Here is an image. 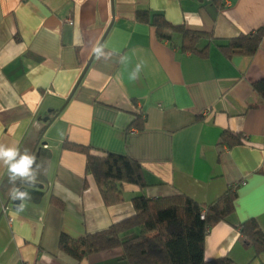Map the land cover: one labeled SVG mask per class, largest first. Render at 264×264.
<instances>
[{
  "label": "crops",
  "instance_id": "obj_1",
  "mask_svg": "<svg viewBox=\"0 0 264 264\" xmlns=\"http://www.w3.org/2000/svg\"><path fill=\"white\" fill-rule=\"evenodd\" d=\"M138 11L219 40L264 27V0H0V143L34 146L42 165L41 186L29 188L33 199L18 212L0 164V264H127L121 248L76 263L59 237L133 215L136 195L208 204L230 186L235 212L209 229L204 258L264 264L237 228L253 218L264 233V101L252 89L264 78V36L252 55L230 57L203 40L204 58L180 51L178 36L158 39ZM139 114L140 129L131 125ZM225 131L245 143H220ZM65 139L138 161L147 186L125 183L121 201L105 205L84 155L62 149Z\"/></svg>",
  "mask_w": 264,
  "mask_h": 264
},
{
  "label": "trees",
  "instance_id": "obj_2",
  "mask_svg": "<svg viewBox=\"0 0 264 264\" xmlns=\"http://www.w3.org/2000/svg\"><path fill=\"white\" fill-rule=\"evenodd\" d=\"M136 18L153 26L158 39L175 42L173 38L178 36L180 51L204 58L208 54L209 43L200 47L203 40L215 43L222 55L230 57L234 54L252 55L264 36V27H260L249 34L219 40L210 32L172 24L161 13L138 11ZM252 89L264 101V78L253 82ZM251 107H256V104ZM140 115L131 124L139 129L142 128ZM220 143L232 147L245 143V138L242 134L225 131L221 134ZM61 147L84 155L85 173L94 179L105 205L121 201L125 183L140 189L147 186L143 166L129 156L94 151L90 146L67 139ZM236 198L235 186L228 187L208 204L196 202L180 193L156 198L136 195L132 198L133 215L78 239L62 233L58 246L76 263L91 253L121 248L122 258L127 264H230L231 260L225 256L206 260L204 241L213 225L228 221L235 212ZM52 201L59 202L54 197ZM237 228L244 247H252L256 254L264 252V233L253 218L240 222Z\"/></svg>",
  "mask_w": 264,
  "mask_h": 264
},
{
  "label": "clouds",
  "instance_id": "obj_3",
  "mask_svg": "<svg viewBox=\"0 0 264 264\" xmlns=\"http://www.w3.org/2000/svg\"><path fill=\"white\" fill-rule=\"evenodd\" d=\"M103 49L104 45L97 43L93 48L92 55L99 59L100 54L103 53ZM126 61L127 57H124L121 62L124 63ZM129 78L133 81L137 79L135 75H131ZM37 161L38 157L28 148L21 150L18 147L0 143V164L7 169V194L12 201H19L16 204L18 212L24 210L25 201L33 199L29 188L38 180L41 174L38 170L42 166ZM34 164L35 168H33Z\"/></svg>",
  "mask_w": 264,
  "mask_h": 264
},
{
  "label": "water",
  "instance_id": "obj_4",
  "mask_svg": "<svg viewBox=\"0 0 264 264\" xmlns=\"http://www.w3.org/2000/svg\"><path fill=\"white\" fill-rule=\"evenodd\" d=\"M48 119H50V117L49 116H47V117H45V118H43V120L44 121H46V120H48ZM32 186H41L39 183H35L34 185H32ZM10 200V198L7 200V203H8V201ZM14 202V201H13ZM6 203V204H7ZM15 204H17V203H19V201H16V202H14Z\"/></svg>",
  "mask_w": 264,
  "mask_h": 264
},
{
  "label": "built area",
  "instance_id": "obj_5",
  "mask_svg": "<svg viewBox=\"0 0 264 264\" xmlns=\"http://www.w3.org/2000/svg\"><path fill=\"white\" fill-rule=\"evenodd\" d=\"M2 211H3V212L5 211V206H4V208L2 209ZM201 218H203V215H201Z\"/></svg>",
  "mask_w": 264,
  "mask_h": 264
},
{
  "label": "rangeland",
  "instance_id": "obj_6",
  "mask_svg": "<svg viewBox=\"0 0 264 264\" xmlns=\"http://www.w3.org/2000/svg\"><path fill=\"white\" fill-rule=\"evenodd\" d=\"M32 151H34V146H33L32 150H31V152H32Z\"/></svg>",
  "mask_w": 264,
  "mask_h": 264
}]
</instances>
